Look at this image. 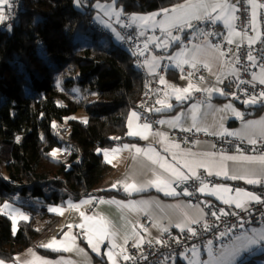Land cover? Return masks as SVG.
Returning <instances> with one entry per match:
<instances>
[{"label": "trees", "instance_id": "1", "mask_svg": "<svg viewBox=\"0 0 264 264\" xmlns=\"http://www.w3.org/2000/svg\"><path fill=\"white\" fill-rule=\"evenodd\" d=\"M22 0L0 22V208L12 203L29 219L13 232L0 214V260L10 261L57 224L49 206L92 197L111 168L101 151L127 142L126 119L137 110L148 78L118 33L92 21L93 5L111 0ZM185 0H116L122 17L149 14ZM6 7V8H5ZM101 35L104 37L102 38ZM83 111L85 122L71 117ZM57 152L56 156L52 155ZM13 196L39 207L13 201ZM238 264H264V248Z\"/></svg>", "mask_w": 264, "mask_h": 264}, {"label": "crops", "instance_id": "2", "mask_svg": "<svg viewBox=\"0 0 264 264\" xmlns=\"http://www.w3.org/2000/svg\"><path fill=\"white\" fill-rule=\"evenodd\" d=\"M242 1L248 15V36L259 34L260 38L253 45L264 42V28H262L260 22V13H264V8L256 10V24L255 30H253L251 6L247 0ZM77 2L79 3V0ZM256 2L264 4V0H256ZM115 3L111 0L108 3L93 5L94 15L92 21L111 33H115V24L120 18H123L121 14L119 16L115 15L117 12L121 13ZM229 3L234 4V0H229ZM98 5L103 7H97ZM0 11L2 10L0 9ZM162 12L163 10H160L149 14H133L127 17L132 26L139 28L138 32L141 42L137 48V54L142 59V71L148 79H156L158 91L154 106L157 129L153 130L150 128L149 132L143 133L142 126L145 123L141 122L138 111L132 109L126 119V137L128 141L116 143L112 147L101 151L102 160L110 166L111 173L102 184L100 190L120 193L124 196L112 195L107 198L99 196L85 198L80 202L67 201L63 207H47V212L59 217L57 224L54 225L48 234L36 241L32 247L18 253L10 261H4V264H17V262L18 264H25L26 261L32 259L33 253L35 256L49 261L50 264H57L60 261L70 262V264H110L106 255L109 251L113 254L115 264H120L125 261L123 259L124 255L130 257L128 260L136 258V254L133 251H140L144 243L156 242L164 235L179 236L182 232L188 231L189 227L193 229L198 222L204 221L206 213L203 203L205 201L222 207H229L233 211H247L255 202L249 201L245 203L244 207L237 208L235 203H223L217 198V195L210 194V190L216 187L231 189L232 191L229 193L219 194L224 195L225 198L234 197L236 189L256 195L253 190L261 185L247 184L241 179H228L222 174L216 175V173L221 171V165H223L227 168L230 175H242L245 173H256L258 175L262 169L259 163L222 160L221 157L240 155L254 157L264 155V152L242 151L238 148L221 149L206 140L182 143L169 134L170 132L193 130L206 137L225 135L246 143H249V137L256 140H264V137L259 135L258 130L245 128V125L249 122L264 120V109L258 107L256 103L235 104L221 97L223 79L238 73L236 68L238 59L237 44L249 45L248 39H242L241 36H233V43H227L228 29L224 26L222 20L216 23L208 19L193 20L191 27L173 28L171 29L172 36L179 37L176 40L162 33L159 26L152 27L151 22L143 24L140 21L133 22L131 20L133 16H149ZM213 15L216 14L213 13ZM162 18V15L157 16V20ZM235 24L236 20L234 21V27ZM208 25H215L223 33L220 42L214 43L210 41L208 37L209 31L206 29ZM235 30L241 32L236 27ZM158 44L160 45L159 47H157ZM186 44L189 46L186 47ZM145 45H147V48H145ZM214 46L218 47L219 51H216ZM198 48L200 49L199 52H197ZM182 51L184 56L178 57V54ZM220 52L225 55L221 56ZM194 55L196 56L195 67L191 63H181L177 66L178 59L191 61ZM205 63L208 64V68L204 67ZM185 69L202 70L204 78L202 80L193 77L189 78L185 73ZM233 69H235V74ZM259 72L260 69L251 74L250 79L253 83L264 88V85L252 79L253 75ZM161 79L164 81L163 84ZM189 83L194 86L193 89H190L189 93L184 94L183 99L177 100L174 89L187 88ZM196 88H199L200 91H196ZM208 89H218L219 91L209 92L207 91ZM198 92L203 94L202 98L200 100L192 99L193 95ZM157 101H163V104L157 103ZM229 105L231 108H226ZM193 106H196L195 126H193L192 120ZM133 112L137 114V118L132 120V130L146 134L148 136L147 139L141 138V135L130 136L128 134L129 117ZM235 113H239V117ZM227 133H238V135H228ZM173 145H178L179 147H173ZM136 149H153L155 153L159 154L162 161H166L168 165L187 175L189 178L186 180L197 179L200 175H204L215 182L213 184L206 183L208 184V189L204 193L199 191L202 183L195 192L187 190L179 186L183 180H178L169 173L164 172L159 167V164L151 163L143 151L138 154ZM105 153H107V158ZM148 155L152 156L153 153L149 152ZM194 160L213 164L214 166L211 168L213 174L209 175L204 167H195L196 175L192 176L189 168L185 167L184 163L185 161ZM153 173L166 180L171 185V189L158 190L157 186L149 185L147 182L154 178ZM129 183L142 186L143 190L133 191L129 194L124 190V185ZM166 191H174L175 194L166 195ZM186 192L188 193L187 195H185ZM194 195L198 197L197 202L192 199ZM95 199L97 201L96 204L93 208H90L91 202ZM85 200L90 201V203L83 204L82 202ZM70 205L78 207L73 208ZM125 205H134L135 207H125ZM52 209H60L62 214L52 211ZM81 212L87 216L105 218L109 222L111 230L116 234L115 243L118 247L112 248L111 242L105 238L102 243L97 245L100 250L99 254L93 251L87 243V236L84 234L85 229L76 227V225L82 223ZM189 220H195L197 223L189 224L187 222ZM147 221L152 223L148 228L145 227ZM69 224L73 225V227L69 228ZM177 224L185 225L184 230L182 231L177 227ZM253 228L260 230L264 229V226L248 228L242 233L251 235L250 229ZM242 233L235 235L225 246L231 247L235 237ZM65 234L75 237V247L72 251H53L52 249L41 247V245L50 242L52 239H56L58 242L64 240ZM125 239H127L126 243ZM134 244H139V246L134 247ZM193 248L198 253L195 257L192 253ZM222 248H219L216 252L211 251V253L218 255ZM263 248L264 245H261L249 249L248 252H242L236 258L235 264H238L245 255H249L259 249L263 250ZM190 251L191 256L189 258L181 259L180 257L175 261V264H187L186 261L192 258L193 260L203 258V261L209 259V249L201 252L197 247H192Z\"/></svg>", "mask_w": 264, "mask_h": 264}, {"label": "snow or ice", "instance_id": "3", "mask_svg": "<svg viewBox=\"0 0 264 264\" xmlns=\"http://www.w3.org/2000/svg\"><path fill=\"white\" fill-rule=\"evenodd\" d=\"M248 4L251 6L252 9V25L253 30H255V24H256V10L259 8H264V4L257 3L256 0H247ZM9 5V0H0V9H2L4 6ZM97 7H103L98 5ZM239 11V9L234 5L230 4L229 0H185L184 3L177 4L176 6L172 7L171 9H164L162 13H154L149 16H133L131 17V20L133 22L140 21L143 24H149L151 22L152 27L159 26L160 31L162 33H165L167 36L171 37L172 39L176 40L179 39V37L172 36L171 29H182L183 27H191V22L193 20H202V19H208L213 23H216L217 21H223L224 26L228 29V38L227 43L232 44L233 43V36H241V38H247L249 47H251L260 37L259 34L256 36H248L246 32L241 33L235 30L234 27V21L238 19L236 17L235 13ZM215 13L216 15H213ZM121 13L117 12L115 13L116 16H119ZM162 15L163 18L157 20V16ZM5 14L3 11H0V22H2L5 19ZM108 26V25H105ZM160 45L158 44L157 47ZM166 46V42H165ZM239 44H237V47L239 48ZM216 51H219L218 47L214 46ZM145 48H147V45H145ZM200 49H197V52H199ZM142 54V53H141ZM221 56L225 55L223 52L219 53ZM184 53L183 51L178 54V57H183ZM248 60L252 63V66H256L255 57L249 53L248 54ZM181 63H191L193 67H195L196 63V56L194 55L191 59V61L184 59V60H177V66H179ZM236 63H239V60L237 59ZM204 67L208 68V64L205 63ZM233 73L235 74V69H233ZM253 81H258L260 84L264 85V65H261L260 72L258 74H254L252 77ZM243 82V81H241ZM161 83L163 84L164 81L161 79ZM193 85L189 83L187 88L184 89H174V92L176 93V99L181 100L184 98V94L189 93L190 89H193ZM196 91H200L199 88L195 89ZM207 91H219L218 89H208ZM264 101V92H261L259 94V97L252 96L250 99L244 101L245 104H255L257 103V100ZM157 103L163 104V101H157ZM170 107V105H169ZM226 108H231V106H226ZM234 111V109H233ZM237 117H239V113H235ZM133 118H137V114L133 112L131 116L129 117V135L135 136V135H141V138L147 139L148 136L143 133H147L150 131V125L145 123L143 128V133H138L136 131L132 130V120ZM178 119V118H177ZM193 126L196 124V106H193ZM163 123V121H161ZM245 128L247 129H253L258 130V133L261 137H264V120L260 121H254L249 122L247 125H245ZM228 135H238V133H227ZM248 142L252 145H255L257 143V140L254 138L249 137ZM173 147H179L178 145H173ZM115 151V150H114ZM141 151L144 152V154L147 156V158L151 161L153 164H159V167L164 171L169 173L170 175L174 176L178 180H186L189 177L187 175H184L181 171H177L175 168H173L171 165H168L166 161H162L159 157L158 153H155L153 149H147V150H141L136 149V152L139 154ZM152 152L153 155L149 156L148 153ZM56 152H53L52 155L55 157ZM205 155H211V154H205ZM105 156L107 158V153H105ZM222 160H232V161H244L248 163H259L262 166L261 172L257 175L256 173H245L242 175H236L232 174L230 175L227 168L221 165V171L217 172L216 175H223L224 177L232 180L241 179L244 180L245 183L251 184V185H262L264 184V155L261 156H222ZM179 163V161H177ZM185 167L189 168V171L191 172L192 176H195V167H204L205 170L208 171L209 175H212L211 168L214 166L211 163H204L203 161H185L184 163ZM153 179L149 180L147 183L149 185L157 186L158 190H164V189H171V185L161 178L160 176L153 173ZM163 186V187H161ZM115 187V185H113ZM208 189V184L203 183L199 189L200 192L204 193ZM124 190L131 194L133 191H142V186H138L135 183H129L124 185ZM232 190L227 187H216L210 190V194L217 195V198L220 199L223 203L231 204L235 203L237 208L244 207L245 203L249 201H256L259 202V198L252 194L251 192H246L240 189L235 190L234 197L230 196L228 198H225L224 195H219L220 193H229ZM166 195H173L175 194L174 191H166ZM188 193L186 192L185 195ZM83 204H88L90 201L85 200L82 202ZM103 203V201H101ZM5 208L8 207V205H4ZM70 207L77 208L76 205H70ZM125 207H135L134 205H125ZM52 211H56L60 214H62V211L60 209H52ZM23 217V214H20ZM213 216H216V213H212ZM220 215H228V213L223 212L221 210ZM82 223L76 225V227L85 229V235L87 236V243L92 248L93 251L97 252L99 254L100 250L98 248V244L102 243L105 238H107L111 242L112 248L118 247V245L115 243V233L111 230L109 222L103 218L99 217L96 218L94 216H87L83 212L80 213ZM26 219V217H23ZM218 218V217H217ZM187 220V218H186ZM189 224L191 223H197L195 220H189L187 221ZM15 223V221H14ZM87 226V227H86ZM177 227H179L182 231L184 230L185 225L183 224H177ZM243 226V225H241ZM69 228H72L73 225L69 224ZM192 235H196V233L193 231L192 228L187 229ZM208 230V225H205V231ZM251 235H248L247 233H242L241 235H238L235 237V241L233 242L232 246H223L222 250L219 252L218 255H213L211 253V241L208 242L209 247V259L202 262V264H235L236 258L242 253V252H248L249 249L253 247H258L261 245H264V229H250ZM227 235V232L221 233V236ZM95 241V242H94ZM127 242V239H125V243ZM142 243V241H141ZM157 243H160L158 240ZM134 247H138L139 244H134ZM41 247L52 249L53 251H72L75 247V237L65 234L64 240L57 241L56 239H52L50 242L41 245ZM123 251V249H122ZM193 256H197V250L195 248L192 249ZM108 256V260L110 264H115V260L113 257V254L111 251L106 253ZM130 257L128 255H124L123 259L128 260ZM0 264H4L3 260H0ZM18 264V262H17ZM25 264H50L49 261L44 260L38 256H35V254H32V259L29 261H26ZM57 264H70V262L66 261H60L57 262ZM190 264H201L198 260H193L190 262Z\"/></svg>", "mask_w": 264, "mask_h": 264}, {"label": "built area", "instance_id": "4", "mask_svg": "<svg viewBox=\"0 0 264 264\" xmlns=\"http://www.w3.org/2000/svg\"><path fill=\"white\" fill-rule=\"evenodd\" d=\"M234 4L239 9V11L236 12V17H238V19H236L235 27L242 33H247L248 15L244 3L242 0H234ZM21 6L22 0H12L10 15L6 22L8 26L12 25L13 18L16 16ZM260 22L262 28H264L263 12L260 13ZM115 25L120 48H123L128 54H131L137 68L142 71V59L137 54V48L141 42L138 32L139 28L137 26H132L128 18L124 17L120 18ZM206 29L209 31L208 37L210 41L214 43L221 41L223 33L215 25H208ZM188 46L189 45L186 44V47ZM249 53L255 57V67H253L252 63L248 60ZM237 56L239 60V63H236L238 73L223 79L221 84V97L235 104H243L244 101L250 99L252 96L259 97V94L264 92L263 87L253 83L250 79V75L259 70L261 65H264V42L262 41L251 47L247 44L240 45L239 48H237ZM185 73L189 78L193 77L199 80L204 78L202 70L185 69ZM147 85V90L139 102L138 114L141 122L149 124L151 129L156 130L157 119L154 115V106L158 84L156 79L149 78L147 80ZM202 96L203 94L198 92L193 95L192 99L200 100ZM256 105L264 109V101L258 99ZM169 134L182 143H193L206 140L215 147L221 149L238 148L242 151L264 152V140L261 139H257V143L252 145L231 136L222 135L219 137H206L193 130L186 132H170ZM202 182L213 184L215 181L204 175H200L197 179L181 181L179 186L195 192ZM235 187H237V185H235ZM253 192L259 198V202L255 201L247 211H233L229 207H222L215 203L205 201L203 203V208L206 213L205 219L204 221L198 222L193 227V231L196 235H192L189 231L182 232L179 236L164 235L159 240L160 243H157V241L144 243L140 251H133L136 254V258L125 260L120 264H175V261L182 255L189 258L191 256L190 249L192 247H197L201 252L209 249V241H211L210 250L216 252L243 229L264 226V184L256 187ZM192 199L193 201H198V197L195 195ZM96 202V199L93 200L90 204V208H93ZM221 210L228 213V215H220ZM212 213H216V216H213ZM151 225V221H147L145 227L148 228ZM205 225H208L207 231H205ZM225 232H227V235L221 236V233Z\"/></svg>", "mask_w": 264, "mask_h": 264}, {"label": "rangeland", "instance_id": "5", "mask_svg": "<svg viewBox=\"0 0 264 264\" xmlns=\"http://www.w3.org/2000/svg\"><path fill=\"white\" fill-rule=\"evenodd\" d=\"M115 2H116V0H113V3H115ZM97 4H99V3H97ZM101 37L103 38L104 36L101 35ZM71 118L73 120L81 121V122H85L87 120V117H86V115H85V113L83 111H79L76 115L72 116ZM13 201L16 202V203H20V204H24V205H31V206H34V207H39L40 206L38 202H33V200L19 199V198L15 197V196H13ZM4 205H8V207L5 208ZM0 214L5 216L6 218H8L10 220V222L12 224L13 232L16 231L18 222L26 221L27 219H29L28 214L25 213V211L23 209L17 207L16 205H14L12 203L3 204L1 206V208H0ZM20 214H23V217H26V219L23 218ZM14 221H15V223H14ZM245 230H247V229H245ZM245 230L243 229L242 231H245ZM242 231H241V233H242ZM262 251H263L262 249H259L257 251H253L250 254L256 255V254L261 253ZM208 256H209V254H208ZM181 259H187V258L185 257V255H182ZM197 260L200 261L201 264H202L203 258H199ZM191 261H193V258L191 260H187L186 263L190 264Z\"/></svg>", "mask_w": 264, "mask_h": 264}]
</instances>
